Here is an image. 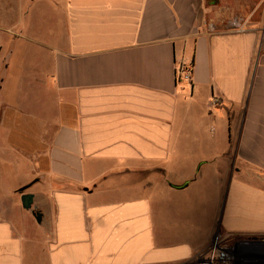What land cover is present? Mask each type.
<instances>
[{
  "label": "crops",
  "instance_id": "0c3cea01",
  "mask_svg": "<svg viewBox=\"0 0 264 264\" xmlns=\"http://www.w3.org/2000/svg\"><path fill=\"white\" fill-rule=\"evenodd\" d=\"M218 235L264 245V0H0V264L193 263Z\"/></svg>",
  "mask_w": 264,
  "mask_h": 264
},
{
  "label": "built area",
  "instance_id": "2783aa9c",
  "mask_svg": "<svg viewBox=\"0 0 264 264\" xmlns=\"http://www.w3.org/2000/svg\"><path fill=\"white\" fill-rule=\"evenodd\" d=\"M176 82L188 84L192 76L191 64L183 63L182 61L176 64L175 70ZM200 264H236L235 254L226 249H218L217 251L212 250L211 256L208 261Z\"/></svg>",
  "mask_w": 264,
  "mask_h": 264
},
{
  "label": "rangeland",
  "instance_id": "374dc122",
  "mask_svg": "<svg viewBox=\"0 0 264 264\" xmlns=\"http://www.w3.org/2000/svg\"><path fill=\"white\" fill-rule=\"evenodd\" d=\"M250 240L252 239H250L249 237L248 238L247 237H229L226 239L218 235L214 239L212 250L217 251L220 248V249L229 250L233 253H236V252L238 253L240 251H255L258 249L264 250V245L261 244L259 246L257 243L249 242ZM206 261H208V258L200 259L193 263H184V264H200V263H205ZM240 264H243V263H240ZM244 264H247V262H244Z\"/></svg>",
  "mask_w": 264,
  "mask_h": 264
},
{
  "label": "water",
  "instance_id": "95a60500",
  "mask_svg": "<svg viewBox=\"0 0 264 264\" xmlns=\"http://www.w3.org/2000/svg\"><path fill=\"white\" fill-rule=\"evenodd\" d=\"M32 204V195L30 194H24L21 197V205L24 209L29 210L31 208ZM36 221L39 223L40 222V214L38 213H33Z\"/></svg>",
  "mask_w": 264,
  "mask_h": 264
},
{
  "label": "trees",
  "instance_id": "16d2710c",
  "mask_svg": "<svg viewBox=\"0 0 264 264\" xmlns=\"http://www.w3.org/2000/svg\"><path fill=\"white\" fill-rule=\"evenodd\" d=\"M177 83V82H176Z\"/></svg>",
  "mask_w": 264,
  "mask_h": 264
}]
</instances>
